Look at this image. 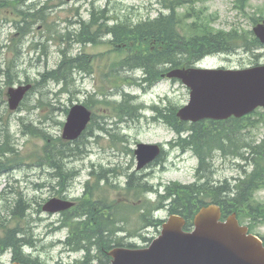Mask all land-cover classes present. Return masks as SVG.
Returning <instances> with one entry per match:
<instances>
[{
    "label": "rangeland",
    "instance_id": "rangeland-1",
    "mask_svg": "<svg viewBox=\"0 0 264 264\" xmlns=\"http://www.w3.org/2000/svg\"><path fill=\"white\" fill-rule=\"evenodd\" d=\"M3 4L0 8V141L3 140L2 133L8 128L11 136L15 139L18 149L22 155L27 157L31 154L41 155L45 141L42 138H35L30 135H22V123L34 124L46 132L54 140L62 137L63 124L66 122V110L74 104L89 102L94 107L96 113L93 134H88L81 142L80 153L75 154L77 161H66L68 170L77 169L81 171L79 183L90 180V173L95 171L101 173V169H116L126 173H131L136 169V158L129 150H135L138 143L160 144L165 148L166 169L155 166L147 173L152 174L149 179L150 184L164 186L171 183H181L189 185L195 181L197 160L191 154L184 156L179 150L173 149L170 143L176 141V135L168 127L160 122L153 120V112L150 107L162 105L163 108L172 105L175 108H182L187 105L190 92L186 86L180 82L162 80L149 91L141 90L137 87L119 85L118 87L103 81V71L106 65H110L118 58L116 55L109 54L111 47L109 44L99 46H87L81 51V47L71 41L69 51L73 54L84 53L94 58L92 74L76 71L72 78L74 83L70 84L69 92H63L64 85L50 81L38 85L42 82V74L56 69L63 59L61 50L68 47L66 41L61 40V36L69 31L78 30L79 21L88 22L90 11L93 4L96 10L107 8L113 15L128 17L133 22L140 20L153 19L163 11L160 0H74L70 3L65 0H0ZM193 3L202 7L205 4L209 13L217 15L215 28L218 30L229 31L233 27L252 29L251 17L264 15V0H251L242 12L234 7L235 0H191ZM12 2L16 3L15 9ZM204 2V3H203ZM48 5V8L45 7ZM47 13V18L38 16L36 18L24 17L20 12L37 13L38 11ZM23 18L27 22H23ZM77 22V24H76ZM27 27L18 30L17 26ZM77 32L76 34H78ZM69 34V33H68ZM105 41L107 39H104ZM107 42V41H106ZM38 44V46H36ZM18 51V52H17ZM68 54V52H67ZM102 55V57H100ZM12 69V79L9 80L5 74L8 64ZM264 64V48L255 52L244 49L231 55H217L208 58L203 62V66L211 69H244ZM9 69V70H10ZM137 72L131 75L123 73V76H140ZM11 81V83L7 82ZM31 81L35 90H32L24 101V105L17 112H11L5 98V93L9 87L18 86L21 83ZM13 84V85H12ZM107 86V88H105ZM111 86L112 89L108 87ZM105 88V89H104ZM40 90L44 93L40 94ZM126 92L137 97V102L144 104L147 109L144 111L146 116L141 121L128 119L125 123H118V117L113 110H107L100 105L92 104L91 95L96 99L102 98V93L106 94L111 100L120 101L121 93ZM164 100V102H163ZM40 101L44 105H40ZM99 126H104L112 134H117L122 140L114 138L106 133L96 131ZM256 141L264 139V124L261 125L253 134ZM76 146H72L74 148ZM125 147H127L125 149ZM27 164L20 165L12 174L0 178V193L8 188L12 183L10 191L15 195H9L10 207L17 206L19 200L18 193L21 192L31 204V209L27 213V218L12 219L10 209L6 210L5 203L0 201V222L4 221L9 228L21 227V230H30L34 227L35 239L37 240L34 253V260H40L44 264H56L60 262L68 264L75 260L83 259L84 253H67L59 242L64 241L68 232L65 229L54 231L60 225L62 217L60 215L49 216L42 214L40 205L46 200L60 197L58 190H53L51 180L43 168H39L33 161H26ZM238 161L216 160L215 181L223 183L225 180H232L237 177L240 168L236 166ZM242 164V163H241ZM251 170V169H250ZM145 173V172H144ZM123 181V177H119ZM46 184L45 188L39 192L33 190V182ZM113 184H116L113 182ZM55 185V183H53ZM106 186H104V189ZM70 197H80L83 194V187H71L70 192L66 193ZM105 195L110 199H119V193L112 189L106 190ZM155 199V196H153ZM256 199L264 202V189L256 194ZM27 202V203H28ZM158 218L167 219L166 211L156 215ZM11 219V220H10ZM10 220V221H7ZM250 218L243 220L245 225H249ZM54 225V226H52ZM254 233L264 238V223H257L253 229ZM148 237L156 234L155 230L145 232ZM141 243V242H137ZM51 244H54L51 246ZM94 255L99 251H93ZM0 264H11V254L0 256Z\"/></svg>",
    "mask_w": 264,
    "mask_h": 264
},
{
    "label": "trees",
    "instance_id": "trees-1",
    "mask_svg": "<svg viewBox=\"0 0 264 264\" xmlns=\"http://www.w3.org/2000/svg\"><path fill=\"white\" fill-rule=\"evenodd\" d=\"M186 2V0H163V7L169 11V14L160 13L155 19L140 20L136 23L126 17H116L113 26L109 27H96L100 20L112 19L106 16V10L95 11L94 8L90 13L92 17L90 23L83 24L80 32L75 35V40L83 45L88 43L99 45L102 43L100 39L108 34L112 38L110 45L120 46L123 52L127 50V59L107 66L110 71L109 77L115 83H129V78L123 76V71L133 67L143 69L149 77L148 82L153 84V81L160 79L162 72H165L159 71L161 66L190 67L210 55L232 54L241 49L255 52L264 47L255 38L251 30L238 27L232 28L230 31L216 29L214 21L217 16L206 13L205 9H196L191 6L184 13H180L179 9L184 7ZM247 3L248 0H236L235 6L237 9L244 10ZM261 18L253 17L252 23L257 24ZM95 27L96 29H94ZM104 27L105 32H103ZM70 37L71 35L68 36V38ZM84 63L80 64L79 58L65 55L56 70L43 76L42 84L49 81L67 82L60 77L61 70L68 67L75 69L76 65L87 68L88 65ZM132 99L125 95L120 103L105 101V104L120 118L127 116L131 119H138L139 107L134 105ZM40 105L43 106L44 103L40 101ZM155 110H157L158 119H161L177 133V146L185 151L191 150L197 155L199 168L196 183L189 186L174 184L165 187V194L159 196L153 210L167 206L170 212L186 218L189 228L192 226L193 218L198 210L214 203L222 206L226 215L237 212L242 220L250 218L252 230L257 223H264V202L256 199V194L264 189V140L258 144L252 137V133L258 129L259 124L264 123V112H256L249 117L231 119L226 122H202L188 125L179 121L174 107L166 110L155 108ZM23 132L33 137L41 136L47 141L42 149V154L33 153L27 157L23 156L16 144H12L11 137L8 135L6 140L0 143V160L9 155L15 167L23 165L26 160L32 158L39 161L46 160L48 165L56 171L59 170L58 160L63 159V155L69 156L67 146L58 147L57 144L60 141L47 139L44 131L33 124L24 125ZM185 133H187L186 137H184ZM231 135L237 138L235 142L238 144L237 152L229 148V144L226 145V141L229 142L228 136ZM227 150L229 153L231 150L233 154H236V157L244 162V165L240 166L241 172L233 180V183L225 181L222 184H217L212 177L215 173L213 162L217 159V154L227 155ZM249 169L251 170L249 171ZM68 180H61L60 186L65 187ZM145 188L146 185H143L144 191ZM22 200L21 197L14 210L16 219H21L23 215L20 212V208L24 207ZM63 227H67L71 232L65 242L69 250L85 249L86 260L89 261L91 250L95 249L99 250L101 261L110 260L107 252L112 247V242H84L82 239H77L72 235L74 227H77L71 217L63 220ZM87 230V223L85 222L81 232L87 234ZM7 232L4 238H0V251L11 250L13 261L36 264L31 261L30 257L22 255L23 247L25 245L33 246V242H23V240L18 239L16 230H8Z\"/></svg>",
    "mask_w": 264,
    "mask_h": 264
},
{
    "label": "water",
    "instance_id": "water-1",
    "mask_svg": "<svg viewBox=\"0 0 264 264\" xmlns=\"http://www.w3.org/2000/svg\"><path fill=\"white\" fill-rule=\"evenodd\" d=\"M254 33L264 43V24L255 27ZM167 77L180 79L191 89L189 105L178 112L183 121L241 118L264 108V66L242 71L174 70ZM29 89L30 86L9 89L12 111L18 109ZM90 120L91 112L84 106L73 107L64 127V140L78 139ZM160 152L158 145L139 144L136 150L138 169L153 162ZM72 206V203L52 199L44 210L56 213ZM221 217V208L210 205L195 217V230L185 232L184 219L174 215L150 247L116 248L110 252V264H264L262 240L249 234L235 214L226 222H222Z\"/></svg>",
    "mask_w": 264,
    "mask_h": 264
},
{
    "label": "bare ground",
    "instance_id": "bare-ground-1",
    "mask_svg": "<svg viewBox=\"0 0 264 264\" xmlns=\"http://www.w3.org/2000/svg\"><path fill=\"white\" fill-rule=\"evenodd\" d=\"M1 4H2V2L0 1V5ZM21 14L24 17H32V18H36L38 16H45V15H47V13L44 12V11H42V10L41 11H38L36 14L35 13H31V12L30 13H26V12H23V11L21 12ZM85 23L86 22H84V21H79L78 24H77V26H79L78 30H76L74 32L73 31H70V33H71L70 35L72 37H74L76 35V33L81 30L83 24H85ZM81 60H83V61L86 60V57L85 56L81 57ZM76 66L78 67V65H76ZM11 72H12V69H10V70H8V71L5 72V74L9 78V80L12 79L11 78L12 77V73ZM73 72H74V67H72V68H70V67L63 68L61 70V72H60V77L61 78H64L67 81H70L71 78H72V73ZM137 72H140V73H142V74L145 75V72L143 70H139L137 67L129 68V69L123 71V73H127V75H131V74H134V73H137ZM7 82H11V81H7ZM39 93L42 94V95L44 94L41 90H40ZM145 109H147V108L145 107ZM149 109L152 110L153 108L150 107ZM1 122H2V120H0V123ZM8 135H9V132L7 130L6 131H3V133H2L3 140L1 141V143H3L6 140V138H7ZM46 137H47V139L49 138V140H54L50 136H46ZM228 137H229V142L226 141L227 142L226 145L229 144V148H232V149L235 150V152H237L238 151V144L235 143L237 141V138L235 136H233V135L228 136ZM234 156H236V154H234ZM71 159H73L72 156H70V155L69 156L63 155V159H61V160L59 159L58 160L59 161V163H58V169L59 170H57V171L55 170V171L57 172V175H58V177L61 180L66 181V180H68L70 178L69 176L71 175V170H68L69 168L67 167V165L63 161L64 160H71ZM212 177H215V176H212ZM60 185L61 184L59 183L58 184V187L59 188H62ZM164 208L165 209H168L167 206H165ZM20 212L25 213V209H24L23 206L20 208ZM92 222H95V229L98 230L99 233L104 232L105 231V228L111 223L108 220H103L102 217L93 218L92 219ZM92 222L89 221V223L93 225Z\"/></svg>",
    "mask_w": 264,
    "mask_h": 264
},
{
    "label": "flooded vegetation",
    "instance_id": "flooded-vegetation-1",
    "mask_svg": "<svg viewBox=\"0 0 264 264\" xmlns=\"http://www.w3.org/2000/svg\"><path fill=\"white\" fill-rule=\"evenodd\" d=\"M9 192H11L10 189H8V192H7V199L9 198V194H10ZM94 233L95 232L92 230V234ZM100 237H101L100 235H97V236L90 235L87 239L91 240V242H98V239H101ZM114 239H119L120 241H123V242H141V239L138 235L133 236L132 234H129V235L115 234Z\"/></svg>",
    "mask_w": 264,
    "mask_h": 264
}]
</instances>
